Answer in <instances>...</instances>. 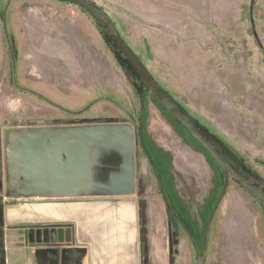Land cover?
Returning <instances> with one entry per match:
<instances>
[{
  "label": "rangeland",
  "instance_id": "obj_1",
  "mask_svg": "<svg viewBox=\"0 0 264 264\" xmlns=\"http://www.w3.org/2000/svg\"><path fill=\"white\" fill-rule=\"evenodd\" d=\"M84 1L112 19L154 81L231 170L204 264H264V0ZM149 2L157 12L148 10ZM37 5L42 4L0 0V248L4 205L25 199L7 196L15 183L8 163L15 133L104 119L131 123L137 133L135 193L116 199L139 204L142 264H198L193 242L203 245L224 189L223 171L163 109L96 17L103 49L114 61V84L97 81L98 95H62L47 74L50 69L61 76V63L46 69L36 62L23 65L27 52L15 26L19 18L24 27L32 23L27 14L29 8L39 10ZM165 7L186 16L170 20ZM139 125L145 129L141 140Z\"/></svg>",
  "mask_w": 264,
  "mask_h": 264
},
{
  "label": "crops",
  "instance_id": "obj_2",
  "mask_svg": "<svg viewBox=\"0 0 264 264\" xmlns=\"http://www.w3.org/2000/svg\"><path fill=\"white\" fill-rule=\"evenodd\" d=\"M34 1L42 5H37V11L29 8L32 23L24 27L19 18L15 26L27 52L22 54L23 65L36 62V67L46 69L61 63V76L50 69L47 74L50 80L55 79L62 95H98L96 82L103 83V78V85H110L109 79L114 84L109 68L114 61L103 49L94 17L60 0ZM147 5L148 10L157 12L154 4ZM165 8L170 20L186 16ZM127 196L131 195L106 196L103 198L111 200L105 202L83 201L95 196L55 197L62 199L56 203L44 201L54 197H34L4 205L3 264H142L139 204L116 199Z\"/></svg>",
  "mask_w": 264,
  "mask_h": 264
},
{
  "label": "water",
  "instance_id": "obj_3",
  "mask_svg": "<svg viewBox=\"0 0 264 264\" xmlns=\"http://www.w3.org/2000/svg\"><path fill=\"white\" fill-rule=\"evenodd\" d=\"M79 5L103 22L113 33L138 74L161 104L206 149L223 171L224 189L209 217L198 264H204L209 236L217 209L229 187L231 170L215 147L184 116L154 81L125 40L115 23L84 0H60ZM135 129L131 123L98 122L26 128L15 133L9 149L10 176L15 183L7 196L108 197L135 193Z\"/></svg>",
  "mask_w": 264,
  "mask_h": 264
},
{
  "label": "trees",
  "instance_id": "obj_4",
  "mask_svg": "<svg viewBox=\"0 0 264 264\" xmlns=\"http://www.w3.org/2000/svg\"><path fill=\"white\" fill-rule=\"evenodd\" d=\"M79 6V5H78ZM79 8H81L80 6H79ZM81 10L82 11H84L85 13H88L86 10H84L83 8H81ZM88 14H90V13H88ZM91 15V14H90ZM93 16V15H92ZM97 20H99V19H97ZM100 21V20H99ZM101 22V21H100ZM103 23V22H102ZM104 24V23H103ZM105 25V24H104ZM125 60L131 65V67L136 71V69L133 67V65L131 64V62L129 61V59L126 57V55H125ZM136 73L138 74V72L136 71ZM139 75V74H138ZM140 76V75H139ZM141 77V76H140ZM143 79V78H142ZM146 83V82H145ZM147 84V83H146ZM147 87H148V89L149 90H151L150 88H149V86L147 85ZM152 91V90H151ZM154 93V92H153ZM155 94V93H154ZM156 96V95H155ZM156 98H157V96H156ZM157 100H158V102L160 103V105L163 107V109L164 110H166V108L161 104V102L159 101V99L157 98ZM167 111V110H166ZM168 112V111H167ZM178 123H179V121L170 113V112H168ZM202 146V145H201ZM203 147V146H202ZM204 148V147H203ZM205 149V148H204ZM206 150V149H205ZM209 154V153H208ZM210 155V154H209ZM211 156V155H210ZM212 157V156H211ZM215 161V160H214ZM216 162V161H215ZM155 168V167H154ZM155 172H157V170H156V168H155ZM218 210V209H217ZM217 213V212H216ZM216 217V216H215ZM214 221H215V218H214ZM214 221H213V224H214ZM213 224H212V227H213ZM211 231H212V228H211ZM210 235H211V233H210ZM210 239V238H209ZM196 246H198V252H201V248L202 247H200L199 246V244H198V242L197 241H194L193 242Z\"/></svg>",
  "mask_w": 264,
  "mask_h": 264
},
{
  "label": "flooded vegetation",
  "instance_id": "obj_5",
  "mask_svg": "<svg viewBox=\"0 0 264 264\" xmlns=\"http://www.w3.org/2000/svg\"><path fill=\"white\" fill-rule=\"evenodd\" d=\"M167 110V109H166ZM168 111V110H167ZM169 112V111H168ZM102 121H104V119H102ZM180 123V122H179ZM181 125H182V123H181ZM183 126V125H182ZM138 130H139V132H138V135H139V138H140V140L142 139V137H143V135H144V131H145V129H144V126H141V125H139V127H138ZM136 135H137V133H136V130H135V151H136ZM142 144V143H141ZM142 146V149L145 151V149L143 148V144L141 145ZM134 151V152H135ZM146 152V151H145ZM146 154V153H145ZM135 157H136V152H135ZM135 172H136V168H135ZM157 173V172H156Z\"/></svg>",
  "mask_w": 264,
  "mask_h": 264
}]
</instances>
